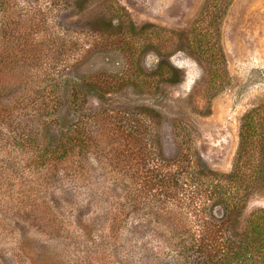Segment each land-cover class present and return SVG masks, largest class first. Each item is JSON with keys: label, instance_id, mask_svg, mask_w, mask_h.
I'll use <instances>...</instances> for the list:
<instances>
[{"label": "rangeland", "instance_id": "1", "mask_svg": "<svg viewBox=\"0 0 264 264\" xmlns=\"http://www.w3.org/2000/svg\"><path fill=\"white\" fill-rule=\"evenodd\" d=\"M238 132L264 167V0H0V264H126L145 242L184 264L187 235L220 234ZM143 144L169 189L141 176ZM243 201L240 219L264 210V178Z\"/></svg>", "mask_w": 264, "mask_h": 264}, {"label": "trees", "instance_id": "2", "mask_svg": "<svg viewBox=\"0 0 264 264\" xmlns=\"http://www.w3.org/2000/svg\"><path fill=\"white\" fill-rule=\"evenodd\" d=\"M207 9H209V6H207V8H204L203 10L201 9L199 13L200 18H198L197 20L199 25H197V27L198 31L200 32L202 30L210 32L209 28L206 29V26L209 27L207 19L210 21L215 20V17L211 15L212 13H208ZM208 14L210 15L208 16ZM195 28L196 26H194L192 30L195 31ZM198 31L197 33H199ZM209 38H204V43H206L205 47L200 45V40H197L199 55H201V53L203 55L204 53H206V51H212L215 47L214 45L217 44L216 40L212 41L211 39L209 40ZM159 72L154 73V75H162V73ZM163 76L166 81H171L174 78V68L169 67V71L164 73ZM242 125L244 126V130L246 128H250L247 120L243 121ZM238 135L239 142L231 165V169L226 174H222L221 176V179L227 185V188L225 189L223 187L220 191H218V195L216 196L215 201L210 205L211 209H209L208 211L211 219H213L210 224L216 225L218 233L220 234H216L214 231L208 238L203 239L202 236L197 238L195 241L198 242H195L193 240V235H187V240L181 245L180 251L182 253L185 252L183 254L184 264L264 263V210L249 212L246 216L240 219V214L243 207L242 204L243 202H245L243 200H245L249 196L250 189L254 187L255 183L261 181V179L264 178V167L262 166L263 164L248 165L246 164V161L240 160L242 154L247 152L245 148V140L247 135L246 133L240 132H238ZM136 137L141 136L137 135ZM150 138L151 137H149V139ZM72 139L73 135L69 137V139H66L65 143L67 142V140L70 142ZM146 142L148 141L145 140V143ZM143 146H145V144H143ZM139 149L140 151H135L134 156L139 163V172H141V176H147L148 179L150 176L151 181L154 180V182H152V185L163 186L164 188L168 187V189L171 184H176V179L172 176V172H169V176L165 178L166 175H163V173H158L149 166L148 161L152 160V156H150V154L152 153V149L150 150L148 146ZM53 151L55 153L58 152L56 151V149H54ZM62 152L67 153V150L64 148V151ZM187 152L180 153L182 161H179L181 164L177 165V167L180 168V171L183 169L184 173L187 174L188 177L192 176L191 179H193V176H196L197 174L203 172L200 170V168L196 169V165L192 162V159V161L189 159ZM35 153L36 155H43V157H47L46 155H44L45 153H42L37 149L35 150L34 154ZM48 159L51 160L52 158L48 156ZM158 160L160 159L158 158ZM158 160H156L157 164L160 163ZM183 163L184 165H182ZM247 170H249V175H246ZM175 173L178 175V171ZM212 174V172L208 171L199 176H205V178H201V180H210V184L213 181ZM247 176H249L250 179L246 178ZM218 180L220 179L218 178ZM165 193L167 196V192ZM241 220L243 222L240 224ZM84 235L85 232L81 236L83 237ZM149 248V245H146L145 242V244L140 245L132 253L131 257H136L138 259V262L132 259H127L130 254V248H126L127 254L120 259H122L121 261H124L126 264H165L161 257L151 254ZM104 250L108 251V248L106 246H103L94 251L103 254ZM195 252H198L199 255H196ZM111 254H116V251L114 249H111ZM195 257H197V259H195ZM87 259L90 260L92 259V257L89 256L87 257ZM77 263L75 262L74 264Z\"/></svg>", "mask_w": 264, "mask_h": 264}]
</instances>
